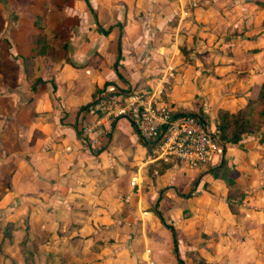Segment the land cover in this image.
Returning a JSON list of instances; mask_svg holds the SVG:
<instances>
[{
  "label": "rangeland",
  "instance_id": "rangeland-1",
  "mask_svg": "<svg viewBox=\"0 0 264 264\" xmlns=\"http://www.w3.org/2000/svg\"><path fill=\"white\" fill-rule=\"evenodd\" d=\"M10 1L0 9L9 49L21 8L32 5L37 14L38 48L63 44L65 54L79 22L87 28L84 17L95 20L83 0ZM90 1L116 19L101 25L121 36L124 61L123 76L95 90L92 101L107 89L161 90L162 103L218 130L221 110L250 107L258 130L212 163L191 165L154 157L123 119L100 144L80 137L84 165L72 180L83 193L54 190V204L38 198L31 155L23 156L12 178L10 169L0 172V264H264V98L256 100L264 0ZM155 210L175 228L178 255Z\"/></svg>",
  "mask_w": 264,
  "mask_h": 264
},
{
  "label": "crops",
  "instance_id": "crops-1",
  "mask_svg": "<svg viewBox=\"0 0 264 264\" xmlns=\"http://www.w3.org/2000/svg\"><path fill=\"white\" fill-rule=\"evenodd\" d=\"M6 1H0L1 10L13 6L12 1ZM32 8L31 5L16 11L19 16L15 18L10 49L6 42L7 25L0 24V172L10 169L8 175L12 178L17 161L30 154L36 173L34 191L38 198L45 195L54 204L59 197L57 193L50 197L54 190L68 195L74 191L83 193L84 186L72 180L79 178L84 165L79 153L82 142L77 123L82 108L91 103L94 91L114 83L117 74L114 63L121 36L116 35L114 28L107 35L95 31L96 21L101 25L116 20L106 19L95 11V20L90 15L83 19L89 25L87 28L81 20L82 31L70 34L66 54L63 44L55 50H41L35 29L37 14ZM2 22L6 24L7 19L4 17ZM90 27L92 30H88ZM104 51L110 55L106 67ZM122 55L118 66L121 77ZM124 122L119 120L116 128Z\"/></svg>",
  "mask_w": 264,
  "mask_h": 264
},
{
  "label": "built area",
  "instance_id": "built-area-1",
  "mask_svg": "<svg viewBox=\"0 0 264 264\" xmlns=\"http://www.w3.org/2000/svg\"><path fill=\"white\" fill-rule=\"evenodd\" d=\"M160 92L103 90L79 115L80 137L91 145L100 144L109 134L110 126L125 119L158 159L175 158L203 165L221 157L225 143L219 130L200 116L176 111L162 103Z\"/></svg>",
  "mask_w": 264,
  "mask_h": 264
},
{
  "label": "trees",
  "instance_id": "trees-1",
  "mask_svg": "<svg viewBox=\"0 0 264 264\" xmlns=\"http://www.w3.org/2000/svg\"><path fill=\"white\" fill-rule=\"evenodd\" d=\"M84 1L86 2L90 12L96 18V12L93 9L92 5L90 4V1L89 0H84ZM96 24H97V30L99 32H101L105 35H107L109 33V29H104L98 23V21H96ZM117 46H118V49H117L118 53H117V59L114 63V67H115V70L117 71V74L120 75L119 70H118L119 61H120V58L122 55L120 38L118 40ZM260 98H264V81L260 85L258 97L256 100H258ZM87 107H88V105L84 106L82 109H86ZM188 114L199 116V114L191 113V112H189ZM219 119H220L219 132H220L221 139L225 143V150H226V147L228 144L238 145L241 142L242 136L245 133H254L258 130V127H256L255 122L250 117V107H247V109H246V107L241 108V109H238L234 112L229 111L228 109H223L219 113ZM142 142L144 143V145H146V146L148 145L146 142H144V141H142ZM215 176L218 177L219 175L215 173ZM155 213H156V215L159 216L161 223L165 227H167L171 230L173 243H174L173 244V246H174L173 250H174L175 254L178 255L179 254V252H178V239H177V233H176L175 228L172 225H169L166 223L163 215L161 214V212L159 210H155Z\"/></svg>",
  "mask_w": 264,
  "mask_h": 264
}]
</instances>
